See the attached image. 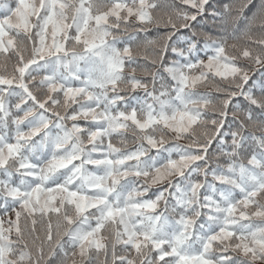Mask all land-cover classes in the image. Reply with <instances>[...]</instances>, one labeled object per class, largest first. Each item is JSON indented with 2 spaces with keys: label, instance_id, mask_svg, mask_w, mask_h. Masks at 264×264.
I'll return each instance as SVG.
<instances>
[{
  "label": "clouds",
  "instance_id": "clouds-1",
  "mask_svg": "<svg viewBox=\"0 0 264 264\" xmlns=\"http://www.w3.org/2000/svg\"><path fill=\"white\" fill-rule=\"evenodd\" d=\"M0 264H264V0H0Z\"/></svg>",
  "mask_w": 264,
  "mask_h": 264
}]
</instances>
